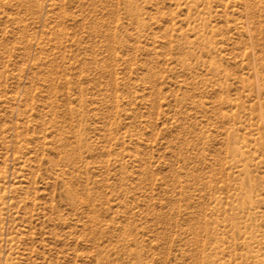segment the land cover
<instances>
[{"label":"rangeland","instance_id":"374dc122","mask_svg":"<svg viewBox=\"0 0 264 264\" xmlns=\"http://www.w3.org/2000/svg\"><path fill=\"white\" fill-rule=\"evenodd\" d=\"M0 264H264V0H0Z\"/></svg>","mask_w":264,"mask_h":264}]
</instances>
